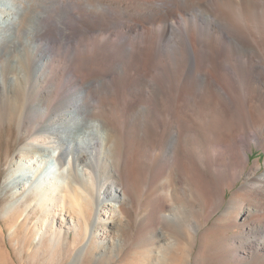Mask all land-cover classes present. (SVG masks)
<instances>
[{"label":"bare ground","instance_id":"6f19581e","mask_svg":"<svg viewBox=\"0 0 264 264\" xmlns=\"http://www.w3.org/2000/svg\"><path fill=\"white\" fill-rule=\"evenodd\" d=\"M68 2L62 3L55 20L51 10L39 11L31 0H0V133L8 124L25 138L8 157L3 190L10 200L0 209V226L10 233L13 247L5 246L11 258L25 249L30 264H63V250L69 261L122 250V204L134 203L129 188L138 198L145 190L132 179L137 167L129 162V154L147 161L165 155L189 161L193 129L177 116V109L196 105L229 115L239 104L234 96L240 90L259 103V110L264 108V86L251 82L255 78L264 85L263 74L256 72L263 65L254 53L255 45L264 52V33L256 37L235 20L237 14L264 30V1ZM181 17L189 26L172 24ZM142 32L147 36L141 37ZM60 44L67 47L64 55ZM60 56L66 61L62 70L53 66ZM233 57L238 64L231 62ZM91 65L97 69L90 70ZM239 68L250 84L231 71ZM261 112L244 121L240 134L229 136L223 149L212 147L216 169L224 156L223 166L234 163L244 173L251 144L264 149ZM126 134L141 139L130 150ZM177 178L178 185L185 183L182 175ZM247 180L232 194L223 215L242 216V222L235 223L242 230L234 235L239 240L238 246L232 245L235 255L239 248H249L256 253L254 264H264V173H251ZM169 181L153 193L160 188L167 192ZM232 186L224 187L223 198ZM171 196L161 220L182 224L193 245L203 222L185 187ZM158 236V244L155 241L143 258L145 264L191 263V252L187 247L184 252L180 239L172 241L168 230ZM46 252L49 256L42 261Z\"/></svg>","mask_w":264,"mask_h":264},{"label":"rangeland","instance_id":"374dc122","mask_svg":"<svg viewBox=\"0 0 264 264\" xmlns=\"http://www.w3.org/2000/svg\"><path fill=\"white\" fill-rule=\"evenodd\" d=\"M68 1L69 0H31V3L33 8H36L39 11L47 8L48 10H51L52 17L56 20L58 19L59 9L61 8L62 3H69ZM237 1L239 2L240 0ZM263 1L264 0H260V2ZM236 12L239 13L238 11ZM189 16L193 21L197 19L196 15L190 14ZM174 20H172L173 25H176L179 22L184 26H189L188 19L181 17ZM235 20L242 26L247 25V27L253 31L254 35L259 33V38L264 33V30L260 29L254 20L246 21L243 18L238 17L237 14L235 16ZM200 24L203 26L204 22H201ZM156 27V29H159L160 25L157 24ZM246 34H248L250 39L252 38L249 33ZM145 36H147V33L142 32L141 37L144 38ZM217 36L221 37L222 33H217ZM61 45L62 44L59 45L60 53L62 54L67 52V47L65 48V46ZM254 47V53L259 57L262 63L261 65H263V67H259L260 72L257 68L256 72L258 74H263L264 76V52L262 49H258V45H255ZM65 62L66 61L64 57L60 56L57 58L56 62L53 63V66L58 70H62L65 67ZM231 62L233 64L237 62L236 64H238V59L233 57ZM91 68H94L95 70L97 69V65H91L89 69L91 70ZM231 71L236 73L237 77L238 75L239 77L243 75L244 81L246 80L250 84L249 78L246 73L243 72V70L239 68L236 70L231 69ZM255 80L257 79L254 78L253 80L251 78L252 84L258 88H263L264 85L261 83L259 85L258 81ZM232 91L234 95L235 89H232ZM235 92L236 94L234 97L237 99L239 104L237 108L233 110V112H230L229 115L219 111L218 108L213 107L196 109V105H193V107L192 104H190L192 106L191 108L188 107L189 109H177V116L182 120L187 119L189 127L193 129V132L190 133V146L188 147L189 161H185L184 159L174 160L172 156L166 155L155 158L154 161H147L143 157L141 158L140 156H133V152L129 154V162L137 167L136 176L132 175V179L135 177L137 178L138 185H140L142 188L144 187L145 194H139L142 197L139 196L138 198V195L136 192H134L133 187H131L129 189L134 199V203L131 205L128 203L122 204L123 208L125 209V217L120 223L121 225L119 233L123 240L122 250L113 256L106 253H89L88 255H82L70 261L66 258V250H63L61 252V260L63 261V264H145L143 260H145L148 256L147 251L150 249V247L152 249L154 246H156V243L158 244L160 239L158 235L161 234L162 230H168L171 233L172 241L177 238L180 239L182 243H184V246L183 244L180 246L182 249L184 247V252L187 250L186 247L188 248V251L191 252L190 264H254L257 258L255 257L256 253L253 250L249 248L247 250L239 248V255H235L233 251L234 247L232 245L235 244V246H238L239 244V240L235 239L234 235H238V233L242 232V230L239 229L235 223H241L242 216H240V213L238 212H234L235 214L233 213V215L229 217L223 214L228 206V202L231 199L232 194L249 182L247 177L251 173H254L255 176L264 173V149L261 147V145H257L254 142L251 144V147L248 151L249 160L247 161V168L244 173H241V170L234 163L226 167L223 166V164H225L224 156L218 158V162L222 164V167L216 169L214 167L215 159L210 153L213 146L223 149L225 144L224 141L230 139L229 136L240 134V131L243 128V122L249 117L253 116V113H259L261 110L262 112L264 111V108L262 107L260 110L258 109L259 103L244 90H240V93H238L239 91ZM182 102L180 101V105L184 104V102ZM246 106H252L257 110L253 109V111H251L247 109ZM201 111L203 113H201ZM262 115L264 116V112ZM170 118H172V116ZM0 136L1 209L2 205L10 200V195H6V192L3 190V182L7 171L6 166L9 161L8 157L13 155V153L18 150L25 138L17 126L11 127L8 124H3L1 126ZM126 136V148L128 150H130L133 145L136 146L137 142H140L141 140L137 136L133 137V134H126ZM149 143H152V139L149 141ZM197 148L201 149L203 154H199ZM158 152L159 149H156V156ZM179 174L184 177L185 181V183H182L181 185H178V180H176L178 179L177 175ZM168 178H171V181H169L171 185H169L168 191L164 192L163 189L160 188L158 189L159 193H153V190L155 191L157 187L163 185L165 179ZM229 184L233 186L231 189L227 190V193L223 198V189ZM146 185L148 186L147 188H145ZM180 186H183L187 189L189 201H191V205H193L192 207L196 208L197 211L195 209L194 211L195 213L197 212L196 215L199 216L200 221L203 222V226H201L197 232V235L195 236L197 241L193 245H191L190 236L186 232L182 233L184 230L182 229V224L178 223L177 221L163 223L161 220V213L164 212L165 206L170 203L172 193L174 194L176 189ZM222 198L223 202L221 200ZM226 217H228V219H225ZM204 219L208 220V223H205ZM262 220H264V218H262ZM1 222L2 218L0 212V223ZM0 232V264H30V257L28 256L27 252L24 251L25 249L16 250V254H14V260L11 258V254L7 252L9 248L13 247V245L9 243L10 233L7 229H2L1 226ZM5 235L6 241L3 240ZM153 236L155 237L154 240ZM5 245L9 248H6ZM174 250L177 251V249ZM181 250L179 249L178 253H181ZM173 252L171 253L172 256L174 254ZM48 256L49 253L46 252V256L42 258V261H44ZM262 256L263 255H261V257ZM253 257L256 259H253Z\"/></svg>","mask_w":264,"mask_h":264}]
</instances>
